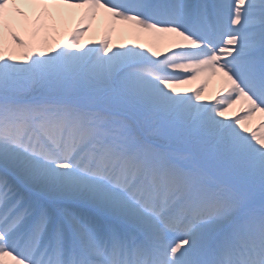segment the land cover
<instances>
[{
    "label": "snow or ice",
    "instance_id": "obj_1",
    "mask_svg": "<svg viewBox=\"0 0 264 264\" xmlns=\"http://www.w3.org/2000/svg\"><path fill=\"white\" fill-rule=\"evenodd\" d=\"M0 264H264V0H0Z\"/></svg>",
    "mask_w": 264,
    "mask_h": 264
},
{
    "label": "rangeland",
    "instance_id": "obj_2",
    "mask_svg": "<svg viewBox=\"0 0 264 264\" xmlns=\"http://www.w3.org/2000/svg\"><path fill=\"white\" fill-rule=\"evenodd\" d=\"M114 38L117 39L118 41H122L124 43H129V44L134 43V40H135V36H133V35H131L129 33H126V32L120 33ZM142 39H143V42L139 41L140 43L145 44V45L150 43V38L149 37L145 36V37H142ZM196 87H197L196 84L182 86L183 89H194Z\"/></svg>",
    "mask_w": 264,
    "mask_h": 264
},
{
    "label": "bare ground",
    "instance_id": "obj_3",
    "mask_svg": "<svg viewBox=\"0 0 264 264\" xmlns=\"http://www.w3.org/2000/svg\"><path fill=\"white\" fill-rule=\"evenodd\" d=\"M94 31H96V26H94ZM85 39L87 40L88 37H86ZM139 41H142V42H143L142 37H140V38L135 37L134 42H139ZM114 42H119V41H118L117 39L114 38Z\"/></svg>",
    "mask_w": 264,
    "mask_h": 264
}]
</instances>
